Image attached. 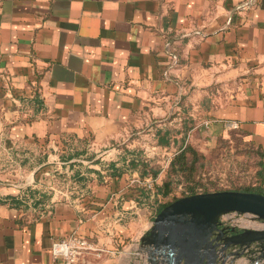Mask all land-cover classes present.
Here are the masks:
<instances>
[{
  "label": "crops",
  "instance_id": "obj_1",
  "mask_svg": "<svg viewBox=\"0 0 264 264\" xmlns=\"http://www.w3.org/2000/svg\"><path fill=\"white\" fill-rule=\"evenodd\" d=\"M174 113L264 152V0H0V264L70 234L132 264L162 202L142 127Z\"/></svg>",
  "mask_w": 264,
  "mask_h": 264
},
{
  "label": "water",
  "instance_id": "obj_2",
  "mask_svg": "<svg viewBox=\"0 0 264 264\" xmlns=\"http://www.w3.org/2000/svg\"><path fill=\"white\" fill-rule=\"evenodd\" d=\"M230 212L251 214L263 225L219 228L220 216ZM140 240L149 264H234L240 257L264 264V194L221 190L177 198L156 213Z\"/></svg>",
  "mask_w": 264,
  "mask_h": 264
},
{
  "label": "rangeland",
  "instance_id": "obj_3",
  "mask_svg": "<svg viewBox=\"0 0 264 264\" xmlns=\"http://www.w3.org/2000/svg\"><path fill=\"white\" fill-rule=\"evenodd\" d=\"M197 118L198 116L196 115L195 119L197 120ZM179 122H181V120L178 119L175 113L170 116L166 114L155 116L149 120L147 119L145 122L146 124L144 123L142 127L144 132L141 133L147 135L150 133L145 129L148 123L153 125V130L154 127L168 130L170 133V140L181 139L182 137L194 139V143H192L193 147L203 156V158L199 160L201 166L196 173V180L193 182H197L198 193L221 190H241L256 186H260L264 190V157L260 154V148H258L246 134L238 129H233L226 135L216 137L212 142L210 138L204 135L202 130L199 129L193 133L190 132L188 136H186L184 132L181 133L176 131L179 128ZM138 134L136 133L131 137L138 138ZM149 140L150 144H154L155 135H152V133L149 134ZM174 148L168 146V149L165 150L161 148V146H153L152 150L155 151V154L150 157L151 163H149L148 166L163 168V178L166 174L165 172L168 168L169 160L176 151V148ZM157 182L156 184H151L153 190H155V186L160 183L158 176ZM187 184L189 183L181 178V180L174 185L172 192L163 197L162 203L167 201L172 202L175 200L174 198L187 196L185 194V187ZM204 188L206 191H203ZM237 215V218H240L239 221H235L231 224L224 223L228 214L221 215L219 219L220 225L225 228L234 227L237 230H241L243 227L263 225L261 221L252 217L251 214L237 213ZM137 243H139V241ZM138 252L139 257L137 256L132 264H149L147 260L148 252L145 248L143 247ZM246 260V258L240 257L234 261V264H246Z\"/></svg>",
  "mask_w": 264,
  "mask_h": 264
},
{
  "label": "trees",
  "instance_id": "obj_4",
  "mask_svg": "<svg viewBox=\"0 0 264 264\" xmlns=\"http://www.w3.org/2000/svg\"><path fill=\"white\" fill-rule=\"evenodd\" d=\"M186 133V130L184 131ZM155 138H156V144L158 146H168L171 143L176 144L177 139L170 140V133L166 129H158L155 132ZM180 144L176 148L175 153L169 160V165L166 170V174L162 181L156 185L155 187V193L159 194L160 197L163 199V197L169 195L174 185L181 180L184 179L185 182L189 183L185 187V194L191 195L198 193L199 190H197V185L195 182V176L196 173L201 166V162L199 163V160L203 158L202 154H200L192 144L185 143L183 137L180 139ZM260 154L264 157V152L260 150ZM146 164V167L148 171L150 172L151 176H156L159 172V167H149V161ZM193 183V184H190ZM242 191H251V192H257L264 194V190L260 186L256 187H247L244 189H241ZM203 191H206L204 188ZM177 199V198H174ZM173 199V200H174ZM170 203V201L165 203H159L158 208H162L166 204Z\"/></svg>",
  "mask_w": 264,
  "mask_h": 264
},
{
  "label": "built area",
  "instance_id": "obj_5",
  "mask_svg": "<svg viewBox=\"0 0 264 264\" xmlns=\"http://www.w3.org/2000/svg\"><path fill=\"white\" fill-rule=\"evenodd\" d=\"M225 224H231L239 221L237 213H227ZM51 255L58 260L59 264H80V257L85 253H94L100 257L102 254H110L113 251L104 247L96 246L85 236L70 234L65 238L54 240L50 247Z\"/></svg>",
  "mask_w": 264,
  "mask_h": 264
},
{
  "label": "flooded vegetation",
  "instance_id": "obj_6",
  "mask_svg": "<svg viewBox=\"0 0 264 264\" xmlns=\"http://www.w3.org/2000/svg\"><path fill=\"white\" fill-rule=\"evenodd\" d=\"M219 228H222L223 226L218 225ZM216 235H218V233H216ZM219 241L216 240V236L215 234L212 236V243H218Z\"/></svg>",
  "mask_w": 264,
  "mask_h": 264
}]
</instances>
